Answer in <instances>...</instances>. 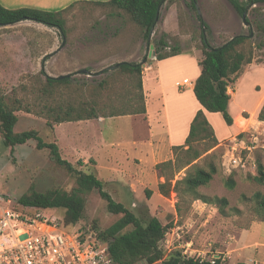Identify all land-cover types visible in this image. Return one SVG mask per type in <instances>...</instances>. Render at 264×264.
Wrapping results in <instances>:
<instances>
[{
  "label": "rangeland",
  "instance_id": "obj_1",
  "mask_svg": "<svg viewBox=\"0 0 264 264\" xmlns=\"http://www.w3.org/2000/svg\"><path fill=\"white\" fill-rule=\"evenodd\" d=\"M172 6H175L174 15ZM197 7L198 10L191 0H164L150 40L144 36L145 28L136 23L130 13L102 4L79 3L68 9L64 36L58 28L45 24L2 26L0 95L17 108L19 122L15 131L36 129L46 141H56L64 149L61 151L64 158L73 159L71 162L80 170L94 171L104 181V188L144 223L154 215L158 205H164L170 212L165 222H172L160 243L165 258L187 250L196 257L201 254L205 259H212L221 250L226 258L222 262L232 264L243 258L242 250L254 255L264 251V211L258 196L264 194V181L258 179L264 172V120L260 118L264 106V46L256 47L264 41V3L253 4L246 10L250 25L228 0H197ZM198 11L208 25L205 33L213 46L244 33L250 35V39L242 48L249 50L255 45V58L244 65L242 74L231 87L230 107L236 122L228 125L220 113H215L212 124L219 129L218 145L179 171L176 166L173 168L176 171L173 182H176L193 172L194 164L209 169V164L213 163L217 172L212 180L195 191L186 190V185L180 183L177 190L165 197L158 187L165 177L152 165L154 161L146 163L145 160V164L139 166L140 159L134 162L133 157L124 152L125 143L129 142L125 136L140 133L139 120L129 114L109 116L140 105V76L120 71L97 72L125 60L149 65L155 56L148 57L150 45L153 44L155 50L161 35L169 44L164 51L178 46L180 53L197 55L200 65L204 54ZM87 41L92 45H79ZM81 68L89 69L92 74L77 73ZM48 70L69 73V80L49 84ZM70 108H73L72 117L78 112L87 116L92 110L101 117L55 122V130L47 126V121H54L58 112L65 116ZM110 117L118 119L109 123ZM102 119L104 123L94 125ZM77 136H89L91 145L105 140L108 147L100 151L98 157L91 153L76 155L71 143ZM241 137L255 140L257 147L252 151L243 149L236 141ZM205 143L200 141L194 145L202 149ZM166 146V143L161 144L155 162L176 160L173 148ZM180 155L184 156V152ZM96 158L100 160V168L96 167ZM230 176L235 180L233 188L225 184ZM76 187V174L57 163L48 148H37L35 140L8 145L0 130V199H11L17 204L20 196L33 191L60 188L71 192ZM148 189L152 192L150 196ZM84 196L86 210L74 224L76 228L104 229L122 217L123 214L108 210L97 189ZM215 197H226L228 201L223 204L203 199ZM52 211L59 217L65 215V208ZM262 260L264 257L260 262ZM135 264L148 263L140 260Z\"/></svg>",
  "mask_w": 264,
  "mask_h": 264
},
{
  "label": "trees",
  "instance_id": "obj_2",
  "mask_svg": "<svg viewBox=\"0 0 264 264\" xmlns=\"http://www.w3.org/2000/svg\"><path fill=\"white\" fill-rule=\"evenodd\" d=\"M164 0H109L107 2H97L102 5L111 6L117 9L125 10L130 13L132 19L145 28V38L149 39L153 29L157 24V15L160 14V8ZM235 10L244 13L251 5L256 3H264V0H228ZM191 4L198 10L197 0H191ZM71 6V5H70ZM48 11L33 7L7 8L0 3V26L13 24L25 19H31L44 23L50 27H56L64 36L65 30V11L70 8ZM197 17L202 25V51L203 59L200 61L201 73L192 83L194 95L202 106L196 112L191 125L189 134L185 143L173 146V152L176 160L168 159L156 164L161 176L165 177L163 182L159 183V191L162 195L169 197L173 190H177L180 183L186 185V190L195 191L202 185H207L217 172V167L211 163L209 169L194 164L193 172H189L181 180H176L175 172L190 165L195 159L202 154L208 152L218 145L219 139L215 133V129L208 120L205 110L209 112H221L225 122L228 125L234 123V118L230 113L228 106L232 98L231 87L236 82L238 76L243 72L246 64L252 63L255 45L249 50H244L242 46L250 39V35L240 33L224 42L222 45L213 46L206 36L205 29L208 25L197 13ZM264 41L261 40L256 47H263ZM169 48L168 42L163 35L158 40V46L155 49V56L152 59L161 60L169 56L180 53L178 46H174L170 51H164ZM148 65L144 62L122 61L114 66L104 68L97 73H113L115 71L126 72L130 74H138L140 76L139 89L140 105L132 107L128 111L115 115L139 114L146 113V97L143 88L142 73ZM232 75H234L232 77ZM49 84L63 83L69 80V76L59 79L56 76L47 75ZM102 81L100 82V84ZM13 108L0 95V130L4 137V141L8 145L25 144L31 140L36 141L39 149L48 148L53 159L66 167L70 172L75 173L77 177V187L73 191L68 192L60 188L49 189L45 192L33 191L31 194H24L19 197L18 203L45 207L47 209L65 208L64 222L65 224L77 223L85 214L86 200L84 194L97 189L100 196L106 201L107 208L115 214H123L121 218L112 223L110 226L99 229L100 235L105 239L106 244L113 257L122 264H135L140 260L146 261L148 264H224L220 258L212 263L208 259L199 260L188 258L181 252L172 254L169 258L164 257V250L160 243L164 240L168 229L172 222H165L170 212L164 205H158L155 213L146 223L135 214L122 201H117L112 194L104 188V181L100 179L93 171L85 172L75 167V165L64 158L61 153L59 144L56 141H46L36 129L15 131V125L19 122V116ZM73 108L66 110L65 116L57 113L54 121H47V126L52 130L55 129V122L61 123L65 121H74L82 119H90L100 117L94 110L87 116L83 112H78L75 117L70 116ZM107 116V115H106ZM260 118L264 120V106L260 112ZM210 139L207 142V139ZM204 141V147L198 148L195 142ZM184 152V156L180 155ZM193 165V164H192ZM172 169V171L170 170ZM170 171V172H167ZM259 181H264V172L260 176ZM226 186L233 188L235 180L230 176L226 182ZM151 195V190H146ZM259 204L264 211V194H258ZM206 202L227 203L226 197H215L214 199L203 198ZM96 227V226H95ZM97 228V227H96ZM187 257V258H186ZM237 264H249L245 261H238Z\"/></svg>",
  "mask_w": 264,
  "mask_h": 264
},
{
  "label": "crops",
  "instance_id": "obj_3",
  "mask_svg": "<svg viewBox=\"0 0 264 264\" xmlns=\"http://www.w3.org/2000/svg\"><path fill=\"white\" fill-rule=\"evenodd\" d=\"M107 1L109 0H0V3L3 6L11 9L19 7H33L48 11H58L67 8L70 5L71 6L68 9L71 10V7H75L79 3L99 4L97 2ZM171 9L172 15L176 14L175 6H172ZM70 10L65 11V18H67V14ZM13 24L44 23L31 19H25ZM79 45L85 47L86 45L92 44L90 41H87L85 43L80 42ZM101 51H105V49L101 48ZM197 60L198 56L195 54L178 53L161 60H156L153 58L148 62L149 65L143 70V90L146 97L147 112L145 114H129L131 115L130 117L139 120L140 133H138L137 135L125 136L129 140V142L127 141L128 143H125L126 150L124 151L126 155H131L133 157L134 162L136 161L135 159H140L139 162L136 161L139 166L145 164V160L146 163H151L152 161H154L152 165H156V157L159 155V151L161 150L160 146L162 143H166L168 148H173L174 145L185 143L186 137L189 134L191 122L196 115L197 110L202 107L196 99L192 89L193 81L201 73V66L197 64ZM47 73V75L50 76H58L64 74L52 72L50 70H48ZM157 89L159 92H156ZM230 102L228 109L230 113H232ZM190 104L191 106H189ZM189 108L190 114H188ZM205 113L211 124L213 121L212 117L215 115V113H220L222 115L221 112H209L207 110H205ZM232 116L234 118V122H236V116L234 117L233 114ZM116 119L118 118L110 117L109 119H107V121H109L110 123L111 120ZM102 123H104L103 119L101 121H95L94 125L96 126L97 124ZM226 127L229 126L226 125ZM215 133L218 139H220L219 129H215ZM89 140V136H86L84 138L77 136L75 139H73L71 144L74 146H72L71 148L76 153V155L83 156L91 153L94 157H98L100 151H104V149L108 147L107 141L105 140H97L93 145L89 143ZM63 150L64 149L62 148L61 151ZM66 156L69 158V155ZM69 159L70 161H73V159ZM96 159V167L100 168V160L98 158ZM111 166H113V164H111ZM240 253L243 256V258L241 259L242 261H245L249 264H264V260L260 262V258L262 259V257H264V251L259 252L261 254L256 253L255 255L250 254L245 250H242ZM217 254L223 255V252L219 250ZM237 262L232 264H237Z\"/></svg>",
  "mask_w": 264,
  "mask_h": 264
},
{
  "label": "built area",
  "instance_id": "obj_4",
  "mask_svg": "<svg viewBox=\"0 0 264 264\" xmlns=\"http://www.w3.org/2000/svg\"><path fill=\"white\" fill-rule=\"evenodd\" d=\"M240 147L252 151L255 140L236 139ZM246 166V163L243 164ZM188 258L204 260L184 251ZM226 260L224 255L210 260ZM0 264H122L110 252L95 226L76 228L64 217L45 207L14 204L0 199Z\"/></svg>",
  "mask_w": 264,
  "mask_h": 264
},
{
  "label": "water",
  "instance_id": "obj_5",
  "mask_svg": "<svg viewBox=\"0 0 264 264\" xmlns=\"http://www.w3.org/2000/svg\"><path fill=\"white\" fill-rule=\"evenodd\" d=\"M164 2V1H163ZM199 13H200V11H199ZM201 14V13H200ZM246 15H247V11H245L244 13H243V20H244V22L247 24V25H250V23L246 20ZM157 20H159V13H158V15H157ZM151 36V35H150ZM151 38H149V40H150ZM153 44H151L150 45V49H149V53H148V56L149 57H151V56H153V55H155V50H153ZM147 59V57L146 58H144V60H146ZM77 73H81V74H92V71H90L89 69H87V68H81V69H79V70H77ZM68 76H70V74H62V75H58V76H56L57 78H59V79H63V78H65V77H68Z\"/></svg>",
  "mask_w": 264,
  "mask_h": 264
}]
</instances>
